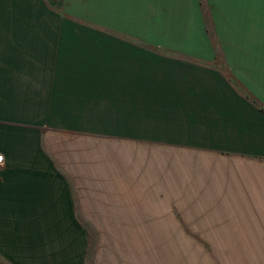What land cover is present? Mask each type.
I'll return each mask as SVG.
<instances>
[{"label":"crops","instance_id":"1","mask_svg":"<svg viewBox=\"0 0 264 264\" xmlns=\"http://www.w3.org/2000/svg\"><path fill=\"white\" fill-rule=\"evenodd\" d=\"M0 264H264V0H0Z\"/></svg>","mask_w":264,"mask_h":264},{"label":"built area","instance_id":"2","mask_svg":"<svg viewBox=\"0 0 264 264\" xmlns=\"http://www.w3.org/2000/svg\"><path fill=\"white\" fill-rule=\"evenodd\" d=\"M4 164V156L0 153V167Z\"/></svg>","mask_w":264,"mask_h":264}]
</instances>
